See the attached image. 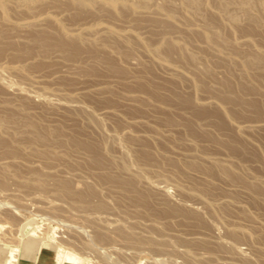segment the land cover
I'll return each instance as SVG.
<instances>
[{"label":"rangeland","instance_id":"rangeland-1","mask_svg":"<svg viewBox=\"0 0 264 264\" xmlns=\"http://www.w3.org/2000/svg\"><path fill=\"white\" fill-rule=\"evenodd\" d=\"M255 1L252 12L259 13V0ZM215 3L207 0L201 14L185 15L179 6L176 13L180 22L165 33L175 44L184 40L187 51L200 56L195 65L176 50L167 52L166 45L155 51L161 37L159 22L166 20L154 11V6L141 14L130 11L115 14L100 5L89 10L67 4L64 23L68 26H73L71 22L91 21L95 15L111 21L116 28L127 21L134 33L129 31L126 39H122L99 30L103 44L93 43L92 35L86 34L79 55L53 50L47 54L14 56L12 48L5 46L0 55V64L6 65L0 70L3 81H0V109L10 108V103L17 104L46 125L60 127L63 137L74 133L78 140L95 139L97 151L109 159L100 141L103 136L117 162L123 150L117 142L128 141L127 145L136 149L145 143L148 156L142 161L144 168L139 175L132 153L126 157L129 172L121 171L116 160L109 172L95 168L85 153L72 155V162L59 156L49 163L22 157L14 165L13 160L0 153V163L12 161L9 171L17 173L10 172L6 183L0 185V264H8L5 259L11 244L18 245L11 255L13 264H54L52 259L42 260V254H52L61 242L73 248L67 247V251L77 256L74 264H264V64L250 66L246 74L242 63L246 51L264 52V23L253 25L245 16L238 23H231L220 16ZM52 4V0L47 2L51 9ZM205 22L225 37V54L218 53L202 39L200 31ZM49 28L53 30L54 25L50 24ZM227 61L232 62L231 67H227ZM226 77L231 81L229 87L237 91L231 100L217 94L222 89L220 80ZM220 104L229 110L228 115L222 113ZM212 111L222 113L216 114L221 129L215 128L213 119L201 120L202 113ZM188 112L192 113L190 117ZM191 115H197L200 120ZM208 122H213L214 127ZM226 127H230V134L226 133L231 138L222 131ZM215 129L222 133L217 134ZM112 131L120 135L125 132L127 137L131 133L129 137L134 140L121 136V141H117L120 138L117 133L113 134L116 139L113 140ZM214 157L229 172H237L242 178L233 179L219 171ZM30 165L51 170L53 173L47 170L49 175L70 179L77 189H83L86 182L92 184L94 202L100 200L103 205L81 207L70 203L49 190L51 183L45 189L35 184L21 185V179L33 177L27 170ZM134 173L136 187L150 191L146 201L136 199V191L127 192L110 180L114 175L129 177ZM97 174L105 176L103 182L98 181ZM258 186L263 191L257 194ZM90 214L95 215L94 219ZM26 222L28 231L17 237L16 232ZM117 223L126 232L136 231L133 237L138 235L142 242L130 244L120 235L111 239ZM101 229L107 230L108 237L98 242L94 237ZM38 236L39 248L25 247L26 242ZM83 241L89 243H83L85 246ZM90 242L97 245L95 250ZM100 246L106 252L109 248V254Z\"/></svg>","mask_w":264,"mask_h":264},{"label":"bare ground","instance_id":"bare-ground-1","mask_svg":"<svg viewBox=\"0 0 264 264\" xmlns=\"http://www.w3.org/2000/svg\"><path fill=\"white\" fill-rule=\"evenodd\" d=\"M50 1L51 0H0V55H1V51L5 48V46H9L10 48H12V50H13L12 54L14 56H20L23 53H26V54L27 53L28 54L36 53L35 55L47 54L53 50H58L59 52L65 53L67 55H69V54H74V55L78 54L79 55V46L87 39L86 34L92 35L91 40L93 43L103 44V39H101V37H103V36L100 37V32L103 33V31H104L105 34L106 33L108 34V36H115L117 38H122V39H126L125 36L128 35L129 31L132 33V31L129 27V23L127 21L125 23L122 22V26H119L118 28H116L111 21L103 20L100 17H95V15L91 16L92 17L91 19L89 18L91 21H88L86 19V21H88V22H86V21L84 22V20H83L82 21L83 23H82L81 20H79L81 23H77V24L74 23V24H76V25H74L71 22L70 25H73V26H68L69 25L68 23H66V24L64 23V15L66 16L68 14V12H67V14L65 13L66 10H68V8H67L68 7L67 4H68V5H70V7L71 6H75V7L80 6V7H84L86 9H89V10H92L95 6L100 5L102 7H105L107 9L113 11L115 14H120L122 11H130L133 14H141L142 12H147V10L149 11V9L152 10L151 7L154 6L155 10L154 9L153 10L156 11L162 17H164V19L166 20V21L160 20V22H159L160 27H161V37L158 41V44L154 48L155 51L158 50V48L161 45H166L167 52H171L172 50H176L180 56L185 55L189 59V62L191 64H193L194 61H197V59L200 57L195 52L187 51L184 40H183V42H180L179 44H175L170 39V36L166 35L165 33L170 28L174 27V24H177V22L178 23L180 22V18L178 17V15L176 13L177 8L179 6H180L179 8L184 10L185 15L199 14V13L201 14L200 9L202 6L207 5V0H162L161 3H157V4L155 2H153L154 0L153 1L152 0H52V2L54 4V5L53 4L52 5L54 6V8H56V9L58 8V11L54 10V8L51 9L50 7H48L47 2H50ZM215 1H216L215 6L217 7V10H218V13L220 14V16L225 18L227 21H229L231 23H235V24L238 23L241 16H243V17L245 16L253 25L264 23V0L258 1V12L259 13L252 12V6H253V4L256 3L255 0H215ZM151 10H150V12H151ZM61 13H63V16H62L63 19L61 18ZM84 18H86V17H84ZM75 22H77V21H75ZM50 24L54 25L53 30H51L49 28ZM203 25H204V28L200 31L201 32L200 35H201L202 39L204 40V42L208 46H210L214 50H216L218 53H220L222 55L225 54V51L223 49L224 45L226 43L225 37L223 38V36L218 32V30L216 28L208 27L207 26L208 23L205 22ZM102 29H103V31H102ZM99 30H101V31L99 32ZM16 31H17V33L14 34V35H16V37H14V35H11L13 32H16ZM97 31L99 32V36L98 35L95 36L97 34ZM132 34H134V33H132ZM135 36L139 37L138 33H136ZM114 42H116V44H118L117 41H114ZM227 62H228L226 64L227 67H231L232 62L231 61H227ZM262 62H264V52H258V53L252 52V53H250V51L249 52L246 51L244 53V57L242 60V63L245 66L244 72L246 74H248L250 66L264 64ZM193 65H195V64H193ZM2 68H6V65L4 63L0 64V70ZM205 70H208V69L205 68ZM1 76H0V79L2 80ZM220 81L222 84V89H221L222 93L220 92L217 94L219 96H224V98H226L227 100L234 99V97L237 96V91L235 92L233 90V88L229 87V86H231V83H230L231 81L227 77L222 78ZM1 82H3V81H1ZM5 83H7V82L5 81L4 84ZM206 102H209V101H206ZM212 102L210 101L209 103L211 104ZM9 103H10V101H9ZM245 103H247V102H245ZM10 104H11L10 108L7 107V108H1L0 109V153L5 155V156H3L4 158L6 157V158H10L11 160H13L15 162V163H12L13 165L19 164L20 163L19 161H21L22 157H28V159H32L30 161H33V162H34V160H37V163L39 160L40 161L43 160V161H45V163L46 162L49 163L56 156H59L60 158H63L65 161L72 162V159H71L72 155H78L80 153L81 154L85 153L86 159L88 161H90L91 165L94 166L95 168L101 169L102 171H105V172H109L112 169L111 168L112 162L114 163V161L116 160V164L119 166L121 171L129 172L130 171V164L127 161L126 157H128L129 154L132 153V154H134L135 159L137 161V168H138L137 173H139V175L142 173L141 171L144 168L142 165L143 164L142 161L145 160V156H148V153L146 152L145 143L140 144L139 147H137L139 149H136V148H131V146H130L131 144L129 145L130 146L129 147L127 145L128 144L127 140H126L127 144H124L125 142L124 143L123 142H117V141H121L120 140L122 138L121 136L127 137V136H125L127 134V133L125 134V132H127L126 128L123 129V130L126 129L125 132H123L124 135H120V132L118 133V131L116 132L117 135L118 134L120 135V136L118 135L120 138L116 142L123 149L122 151L119 150L120 153L121 152L122 153L119 156L120 157L119 162H117V159L115 158V156L109 151V148H107V145H109L108 144L109 142L107 140H105V137L102 136L101 138H104V139H101L100 141L103 143L102 146L105 148V150H106L105 154L109 157V159L103 153H101L100 151H97L96 145H95L97 141L95 139H90L89 141L80 140V139L78 140L76 138V136L74 135V133H70V134L66 135V137H63L62 134H60V127H52V126L46 125L38 117L34 116L31 112H29V110H26L25 108H23L21 106L18 107L17 104H13V103H10ZM239 104H244V103H239ZM214 105H216V103ZM84 106H80V108L84 107ZM221 106L223 107L222 113L224 115H228L229 110L226 109V106L223 104ZM85 109H87V108H85ZM106 109H108V108H106ZM106 109L105 110L103 109V112H105ZM109 109H112V108H109ZM192 113H193V111H192ZM192 113H189V117H190V114H192ZM220 113H219V111H218V113H217V111L207 112L205 114L202 113L203 115L200 118H201V120L203 118V121H205L204 119H206V120L207 119H211V120L213 119L212 121L214 122V124H216L215 128L217 129V127H219V125H220V118L217 115H219ZM193 115H195V114H193ZM193 115H191V118L194 117ZM200 118H197V120H200ZM203 121H201V123H199V121H197V123H199V125L204 124ZM207 121L210 122V120H207ZM207 121L205 123H207ZM213 122L209 123V125L211 124L212 128L214 127V125H212ZM234 123H237V122H234ZM97 125H99V124L97 123ZM238 125L237 126L235 125V126L239 130ZM211 126H209V127H211ZM229 128H227V129L224 128V129H222V131H224L225 133L229 132L228 134H230ZM234 128H233V130H234ZM123 130H120V131L122 132ZM225 130H227V131H225ZM216 131L218 132L217 134L222 133V132H219V130H216ZM114 133L115 132L110 133L113 136V140L115 139L114 138L115 135H113ZM123 133H121V134H123ZM128 133H130V131ZM227 133H226L227 137H230L231 135L229 136ZM231 134L233 137L234 134L233 133H231ZM107 135H109V133ZM130 135H131V133H130ZM130 135H128L127 138H129L131 140L132 137L130 138L129 137ZM221 135H223V134H221ZM104 136H105V134H104ZM107 138H108V136L106 137V139ZM116 138H118V137H116ZM132 140H134V139H132ZM228 140H230V139H228ZM131 141H130V143H131ZM112 143H114V142L112 141ZM117 144H116V146H117ZM71 146H72V148H71ZM4 158H2V160ZM28 159L25 158L23 160H28ZM2 160H1V162L4 161V160L3 161ZM9 160H8V162L11 161V160L10 161ZM213 160H214V164H217L216 166L218 167L219 171L223 172L224 174L228 175L229 177H232L233 179H237V178L241 179L242 178L241 174H239L237 172H235V173L229 172L228 169H226V166L221 162V160L219 161L216 158ZM11 162H10V164L9 163H2V164L0 163V185H4V183H6V176L10 172H13V170L9 171L10 170L9 166L12 165ZM52 163H53V161H52ZM54 164L55 163H53V165ZM45 165H48V164H45ZM34 166L30 165V167L27 168L28 173L30 175H32L33 177L21 179V181H20V182H22L21 185L30 186V185L35 184V186L37 188L45 189V188H48L50 183H51L52 186L49 190L53 191L58 196L67 198L70 203H73L75 205L77 204L81 207L82 206H89V205H93V206H102L103 205V202L100 200L94 202V200L92 198L93 192H94V189H93L94 186L92 184L86 182V183H84L83 189H77L76 188L77 185L75 184V187H74V183L72 181H70V179L64 178L63 176L57 177V176H54L52 174L49 175L50 173H48V171H51V170L47 169L48 170L47 171L45 169L46 170L45 171L43 169V167H39V166L34 167ZM49 168H50V166H49ZM210 170L211 169H209V172L212 171V170L211 171ZM13 173H15V172H13ZM63 173H65V172H63ZM70 173H71V170H70ZM77 173L79 174L80 171ZM15 174H17V173H15ZM73 174H75V173H73ZM97 176H98V181L103 182V179L105 178V176L99 175V174H97ZM136 176H137L136 173L131 174L129 177H123V176L120 177L119 175H114L113 177L110 178V180L115 181L117 183V187H120L127 192L136 191L137 195L135 196V198L136 199L141 198L142 200L146 201L150 197V191H148V190L144 191V190L138 189L136 187L137 186L135 184ZM49 180H51V182H49ZM146 181L151 182V180H149V181L146 180ZM111 186H113V185H111ZM101 187H107V186L101 185ZM255 189H256L255 191L257 194L259 192L263 191L262 189L259 188V186L255 187ZM11 192H9V193L11 194ZM165 193H167V191H165ZM18 195L19 194H16V196H18ZM49 201L50 200H48V202ZM203 201H205V200H203ZM50 202H52V201H50ZM208 202L209 201H206L207 204H209ZM63 204H61V205H63ZM223 208H222V210H223ZM196 209H197V207H196ZM174 210L176 211V209H174ZM190 210H192V209H190ZM194 210H195V208H194ZM224 211H225V208H224ZM183 212H185V211H183ZM75 213H77V212H75ZM83 213H85V212H83ZM186 213L188 214V212H185V214ZM97 214H96V218H97ZM189 214H190V211H189ZM86 215H87V213H86ZM90 216H92V215L90 214ZM94 216H92L93 219H94ZM24 218H26V217H24ZM20 219H23V217ZM20 219H19V221H20ZM103 219H105V218L103 217ZM103 221H102V223H103ZM140 222H142V221H140ZM27 223L28 222H26L25 224H22V226L19 227L18 232H16L17 237H19V238L22 237L24 235V232L28 231L26 228ZM109 223H111V222H109ZM114 223L115 222L113 221V224ZM118 224L119 223L116 224L117 225V231H115L114 236L113 235H111L112 237L110 236L111 239L113 237L115 238V236H117V235H120L122 237V238L120 237L121 239L124 238V240H128L129 243L131 242L133 244H136V243L138 244V243L142 242L141 241L142 239L141 238L139 239L138 235H137V238H136V236L133 237V235H135L133 233H135L136 231L130 232V230H132V229H130L128 232H126L125 228L123 227L124 228L123 229L122 227H118ZM91 225H94V224H91ZM120 226H122V225H120ZM214 226H216V224ZM94 227H93V229H94ZM98 229L100 230V228H98ZM106 229H108V228L106 227ZM102 230L104 231V229H101V231H97L95 233L94 238L98 242H102V241L106 240V238L108 237V235H106L108 232L107 233L105 232L107 230L104 231L105 234H104V232H102ZM95 231H96V229L93 230V235H94ZM113 232H114V229H113ZM85 233H86V230H85ZM233 234L235 235L234 232H233ZM149 235H150V233H149ZM42 236H45V235H42ZM110 237H109V239H110ZM147 237L145 236V238H147ZM151 237H149L148 240ZM99 240H101V241H99ZM146 240L147 239H145V241ZM223 240H225V239H223ZM223 240H222L221 244H223ZM69 241L73 242V240H69ZM150 241L152 242V240H150ZM40 242H41V239L39 238V236L34 237V238H32L31 242H29V243L26 242L25 247H27V248L38 247L39 248ZM98 242H97V244H98ZM76 243H78V241ZM76 243L75 244L73 243V244L76 245ZM81 243L83 244V243H85V241H83ZM148 243L150 244V242H148ZM85 244H83V245H85ZM232 244L234 245V243H232ZM77 245L79 246V243ZM83 245L81 247H84ZM91 245H92V243H91ZM95 245L93 244L92 246H94V247L93 248L90 247V248L92 250H95L96 249ZM230 245H231V243H230ZM67 247H65L61 242L57 246L56 250L54 252H52V254L43 253L42 254V260L52 259L54 264H74L76 262L77 256L75 255L74 252L67 251L68 250ZM232 247H234V246H232ZM237 247H238V245H237ZM68 248H71V247H68ZM100 248H102L103 250L106 249V248L104 249L101 246H100ZM8 249H9V254H8L7 258L5 259V261L8 264H13V262L11 261V255L16 249L18 250V245L11 244L10 246H8ZM71 249H73V248H71ZM238 249H239V252L241 251L243 253V251L240 250L239 247H238ZM106 250L104 252H106ZM102 251L99 252L97 250V252H99V253H101ZM108 251H109V248H108ZM108 251L106 252V255H107V253L109 254ZM184 251H185V249H184ZM93 252H96V251H93ZM189 253H187V254L189 255ZM96 256L98 257V255H96ZM106 257H108V256H106ZM100 258H101V256H100ZM105 258H104V261H106ZM108 259L112 260L111 258H108ZM99 260H101V259H99ZM25 263H27V262H25ZM158 263H160V261Z\"/></svg>","mask_w":264,"mask_h":264}]
</instances>
